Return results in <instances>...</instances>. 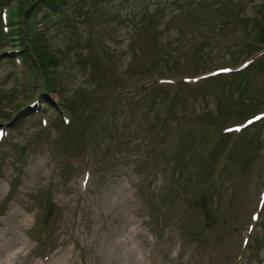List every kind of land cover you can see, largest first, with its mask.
Returning <instances> with one entry per match:
<instances>
[{"label":"rangeland","instance_id":"374dc122","mask_svg":"<svg viewBox=\"0 0 264 264\" xmlns=\"http://www.w3.org/2000/svg\"><path fill=\"white\" fill-rule=\"evenodd\" d=\"M28 3L0 0V264H264V116L233 129L264 0Z\"/></svg>","mask_w":264,"mask_h":264},{"label":"trees","instance_id":"16d2710c","mask_svg":"<svg viewBox=\"0 0 264 264\" xmlns=\"http://www.w3.org/2000/svg\"><path fill=\"white\" fill-rule=\"evenodd\" d=\"M29 3L26 4V7H21L20 5L15 6L16 8L11 10V16L13 17L14 21L21 20L22 17L27 18L29 16L28 12L33 10V7L37 9H39L41 7V3H45L44 5V11L41 17V21L45 20L46 18L50 17L51 14H49L52 11H59V12H63L62 10H59L63 7L65 0H28ZM40 1V2H38ZM23 19V18H22ZM18 21V22H19ZM44 22V21H43ZM19 28L17 27V30ZM36 40V39H35ZM19 47H21L20 49L22 50V58L24 59L23 61L27 62L29 61L31 63V61H34V59H36L37 61V67L40 66V63L42 62L43 64L47 63V59H49L50 57H48L49 54H47L44 49H40L41 53L37 52V47L34 48L33 46H30L29 43L24 46V44H17ZM29 49H33V51L30 53L28 52ZM37 53V54H36ZM39 57H38V56ZM51 61V60H50ZM39 71V70H38ZM37 73V72H35ZM43 92H47L43 91ZM45 95V94H44Z\"/></svg>","mask_w":264,"mask_h":264}]
</instances>
